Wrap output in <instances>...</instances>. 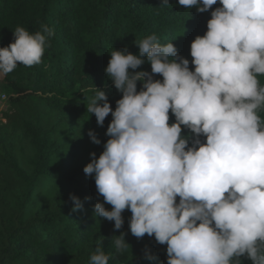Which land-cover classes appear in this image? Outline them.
Returning <instances> with one entry per match:
<instances>
[{
    "label": "clouds",
    "instance_id": "obj_1",
    "mask_svg": "<svg viewBox=\"0 0 264 264\" xmlns=\"http://www.w3.org/2000/svg\"><path fill=\"white\" fill-rule=\"evenodd\" d=\"M178 5L212 9L205 33L190 42L191 61L153 33L134 43L137 54L126 47L109 54L104 72L121 94L114 109L104 90L90 89L87 113L100 127L112 117L102 152L89 153L83 167L103 198L94 215L119 230L130 211V233L166 245V264H242L241 257L264 264V0ZM12 33L0 47V77L40 64L54 35L43 24ZM145 63L150 72L138 70ZM87 134L101 144L93 130ZM70 200L71 211L83 207L78 197ZM111 241L117 253L129 248L123 232ZM111 258L98 245L88 264Z\"/></svg>",
    "mask_w": 264,
    "mask_h": 264
},
{
    "label": "trees",
    "instance_id": "obj_2",
    "mask_svg": "<svg viewBox=\"0 0 264 264\" xmlns=\"http://www.w3.org/2000/svg\"><path fill=\"white\" fill-rule=\"evenodd\" d=\"M212 9L185 10L178 0H0V47L13 41L17 26L35 32L43 24L54 32L40 64L18 65L0 77L7 104L0 120V264H88L98 245L112 255L109 264H166V245L130 233V211L122 213L119 230L94 215V204L103 198L83 167L89 153L102 152L112 117L100 127L87 113L88 103L78 100L91 96L95 86L114 109L121 94L104 72L109 54L125 47L137 54L134 43L147 35L155 33L161 44L172 42L191 61L190 42L205 33ZM138 70L150 72V65ZM259 79L264 85V77ZM260 115L264 118V111ZM169 122H174L171 114ZM89 130L100 145L90 141ZM70 195L81 200V209L71 211ZM121 232L129 245L123 254L111 241Z\"/></svg>",
    "mask_w": 264,
    "mask_h": 264
},
{
    "label": "rangeland",
    "instance_id": "obj_3",
    "mask_svg": "<svg viewBox=\"0 0 264 264\" xmlns=\"http://www.w3.org/2000/svg\"><path fill=\"white\" fill-rule=\"evenodd\" d=\"M88 97L89 96H82L79 98V103L81 104H87L88 103ZM5 98L1 95L0 96V120L2 121V118H3V114L6 112V109H7V104L4 100Z\"/></svg>",
    "mask_w": 264,
    "mask_h": 264
},
{
    "label": "built area",
    "instance_id": "obj_4",
    "mask_svg": "<svg viewBox=\"0 0 264 264\" xmlns=\"http://www.w3.org/2000/svg\"><path fill=\"white\" fill-rule=\"evenodd\" d=\"M4 97V95H2ZM5 98V97H4Z\"/></svg>",
    "mask_w": 264,
    "mask_h": 264
}]
</instances>
